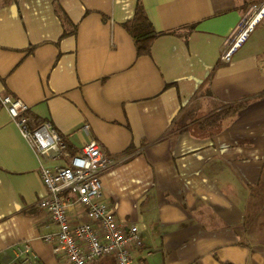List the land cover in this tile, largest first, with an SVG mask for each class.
<instances>
[{
	"label": "crops",
	"instance_id": "crops-1",
	"mask_svg": "<svg viewBox=\"0 0 264 264\" xmlns=\"http://www.w3.org/2000/svg\"><path fill=\"white\" fill-rule=\"evenodd\" d=\"M262 1L143 0L161 34L139 56L124 27L138 0H58L60 14L55 0H0V264H16L25 242L31 264H69L43 239L57 227L38 204L48 194L40 159L6 96L75 153L93 138L115 157L101 173L104 200L123 228L139 227V264H264V15L220 61ZM72 218L87 221L81 208Z\"/></svg>",
	"mask_w": 264,
	"mask_h": 264
},
{
	"label": "built area",
	"instance_id": "built-area-1",
	"mask_svg": "<svg viewBox=\"0 0 264 264\" xmlns=\"http://www.w3.org/2000/svg\"><path fill=\"white\" fill-rule=\"evenodd\" d=\"M263 15L264 0L249 9L226 39L220 55L222 63L232 61ZM1 103L40 159L39 174L48 194L38 204L57 227L43 239L53 244L54 252L64 256L69 264H95L107 256H114L116 264H139L135 251L144 248L139 227L123 228L104 200L101 173L114 165L115 157L93 138L72 154L51 122L29 124V107L22 100L6 96ZM84 130L89 134L90 126L85 125ZM60 158L66 163L57 166L44 163ZM80 208L85 211L87 221L74 223L72 213ZM32 257L29 242L17 246L16 264H31Z\"/></svg>",
	"mask_w": 264,
	"mask_h": 264
},
{
	"label": "trees",
	"instance_id": "trees-1",
	"mask_svg": "<svg viewBox=\"0 0 264 264\" xmlns=\"http://www.w3.org/2000/svg\"><path fill=\"white\" fill-rule=\"evenodd\" d=\"M55 3L57 12L60 14L59 7L57 5L58 0H55ZM124 27L134 40L137 54L139 56L150 55L153 44L161 33L157 31L152 21L150 20L143 0H138L133 17L124 23ZM170 32L173 33L175 31L172 30ZM246 105V102H240L225 108V110L222 112L223 120H230L236 117L246 107ZM42 122H44V120L34 119L29 115V124L31 126H36ZM63 141L70 152L72 154H75L76 150L64 138Z\"/></svg>",
	"mask_w": 264,
	"mask_h": 264
}]
</instances>
